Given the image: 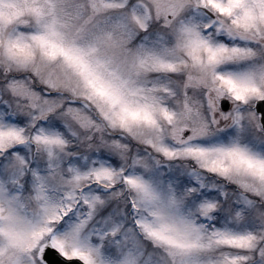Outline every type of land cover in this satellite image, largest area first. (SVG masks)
I'll return each instance as SVG.
<instances>
[{
    "label": "snow or ice",
    "instance_id": "6c2138e0",
    "mask_svg": "<svg viewBox=\"0 0 264 264\" xmlns=\"http://www.w3.org/2000/svg\"><path fill=\"white\" fill-rule=\"evenodd\" d=\"M0 264H264V0H0Z\"/></svg>",
    "mask_w": 264,
    "mask_h": 264
}]
</instances>
